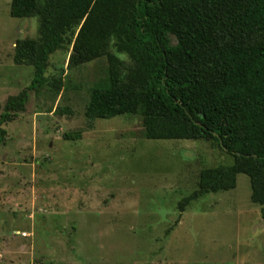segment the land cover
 <instances>
[{
	"label": "rangeland",
	"instance_id": "1",
	"mask_svg": "<svg viewBox=\"0 0 264 264\" xmlns=\"http://www.w3.org/2000/svg\"><path fill=\"white\" fill-rule=\"evenodd\" d=\"M9 6L0 0V112L30 83L33 69L15 64L13 49L38 26ZM70 51L48 58L45 75L59 77L60 89L30 90L24 110L2 124L0 264H264V217L247 175L177 209L199 171L231 155L210 139H148L140 113L88 119L107 58L69 65Z\"/></svg>",
	"mask_w": 264,
	"mask_h": 264
},
{
	"label": "trees",
	"instance_id": "2",
	"mask_svg": "<svg viewBox=\"0 0 264 264\" xmlns=\"http://www.w3.org/2000/svg\"><path fill=\"white\" fill-rule=\"evenodd\" d=\"M9 14L37 16L38 26L14 42L13 62L33 75L5 100L0 144L30 90L60 89L59 77L45 75L52 52L71 47L69 65L105 55L107 77L91 87L85 116L140 113L148 139L215 141L232 162L202 168L177 209L234 188L243 173L264 217V0H10Z\"/></svg>",
	"mask_w": 264,
	"mask_h": 264
}]
</instances>
